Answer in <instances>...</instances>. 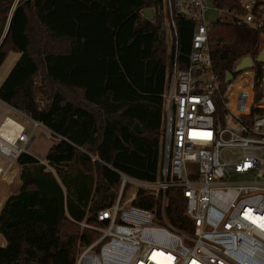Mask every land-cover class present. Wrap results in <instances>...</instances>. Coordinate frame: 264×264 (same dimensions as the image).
Wrapping results in <instances>:
<instances>
[{"label": "trees", "instance_id": "16d2710c", "mask_svg": "<svg viewBox=\"0 0 264 264\" xmlns=\"http://www.w3.org/2000/svg\"><path fill=\"white\" fill-rule=\"evenodd\" d=\"M13 3L0 0L1 26ZM148 8L153 19L143 14ZM165 19V0L18 2L0 45V69L10 52L19 58L0 86V100L56 141L44 161L29 152L17 160L21 184L0 209V264H75L79 247L99 235L79 222L100 225L97 214L115 200L120 173L156 179L172 61ZM176 23L184 69L194 22L178 16ZM209 38L222 81L227 72L239 73V60L258 56L259 34L245 26L212 22ZM251 68L263 75L264 63ZM104 194L109 199L102 202ZM167 199L168 222L186 229L183 193L170 189ZM133 203L159 205L143 189Z\"/></svg>", "mask_w": 264, "mask_h": 264}, {"label": "built area", "instance_id": "2783aa9c", "mask_svg": "<svg viewBox=\"0 0 264 264\" xmlns=\"http://www.w3.org/2000/svg\"><path fill=\"white\" fill-rule=\"evenodd\" d=\"M16 5L3 26L0 16V45ZM208 10L216 13L210 22ZM165 15L163 31L172 33L173 43L157 177L142 180L120 173L115 200L97 214L100 225L79 222L99 235L80 246L75 264H264V72L259 75L252 66L237 70L242 58L235 66L239 73L222 81L209 38L212 22L245 26L259 34L260 53L264 0H165ZM178 16L194 22L184 69L179 65ZM10 107L33 128L13 118L9 123V116L0 122V186L14 182L19 156L29 152L34 129L43 126ZM130 183L133 196L124 200ZM139 189L155 197L158 207L135 205ZM170 189L183 193L186 229L168 222Z\"/></svg>", "mask_w": 264, "mask_h": 264}, {"label": "rangeland", "instance_id": "374dc122", "mask_svg": "<svg viewBox=\"0 0 264 264\" xmlns=\"http://www.w3.org/2000/svg\"><path fill=\"white\" fill-rule=\"evenodd\" d=\"M20 0H14V4L19 2ZM216 16V13L214 11L208 10L205 13V18L208 22L212 21L214 17ZM165 35L168 37V42L170 43V38L172 37L171 32H164ZM19 58V54L16 52H10L6 61L4 62L3 66L0 69V86L13 68V66L16 64L17 60ZM248 69V68H246ZM9 116L18 122L24 124L27 127L33 128V125L31 122L21 116L20 114L16 113L10 106H7L6 104H3L0 102V121L6 117ZM34 136L35 139L30 147L29 153L33 154L34 156L38 157L39 159H42L44 161V158L51 147V145L56 141L55 137L51 134V131L47 130L44 126H38L34 129ZM15 170L12 171V174H16V177L14 178V182L11 184H7L4 182L0 186V209L2 205L4 204L3 200L4 198H8L10 195L18 191V188L21 184V181L19 179L20 175V166L15 164L14 168ZM132 187V189H131ZM134 184L130 183L128 186V189L125 192L124 200L129 199L131 196H133L134 192ZM80 248V247H79ZM79 251V249H78ZM78 253V252H77ZM77 255V254H76Z\"/></svg>", "mask_w": 264, "mask_h": 264}, {"label": "water", "instance_id": "95a60500", "mask_svg": "<svg viewBox=\"0 0 264 264\" xmlns=\"http://www.w3.org/2000/svg\"><path fill=\"white\" fill-rule=\"evenodd\" d=\"M143 14L145 17H149L150 19L154 18V10L152 8L145 9L143 11ZM254 62H260L264 63V49L258 54V56L253 60L251 57L246 56L242 59V61L237 66V70H242L247 67H251ZM234 78V74L232 72H227L226 74V82H230ZM134 130H136L138 133H142V128L139 123H136L134 125ZM109 199L107 194L102 195L101 201L105 202Z\"/></svg>", "mask_w": 264, "mask_h": 264}, {"label": "snow or ice", "instance_id": "6c2138e0", "mask_svg": "<svg viewBox=\"0 0 264 264\" xmlns=\"http://www.w3.org/2000/svg\"><path fill=\"white\" fill-rule=\"evenodd\" d=\"M249 218H251L250 216H249ZM255 222V221H254ZM260 225L262 226V227H264V218H260Z\"/></svg>", "mask_w": 264, "mask_h": 264}, {"label": "crops", "instance_id": "0c3cea01", "mask_svg": "<svg viewBox=\"0 0 264 264\" xmlns=\"http://www.w3.org/2000/svg\"><path fill=\"white\" fill-rule=\"evenodd\" d=\"M1 121H2V120H1ZM1 121H0V122H1ZM45 128H46V127H45ZM46 129H47V128H46ZM47 130H48V129H47ZM49 131H50V130H49ZM6 199H7V198H4L3 202H5ZM0 243H1V244H4V241H3V239H2L1 237H0Z\"/></svg>", "mask_w": 264, "mask_h": 264}, {"label": "bare ground", "instance_id": "6f19581e", "mask_svg": "<svg viewBox=\"0 0 264 264\" xmlns=\"http://www.w3.org/2000/svg\"><path fill=\"white\" fill-rule=\"evenodd\" d=\"M12 121H13L12 118H10L9 120H7V122H9V123H12ZM16 126H17V125H16Z\"/></svg>", "mask_w": 264, "mask_h": 264}]
</instances>
